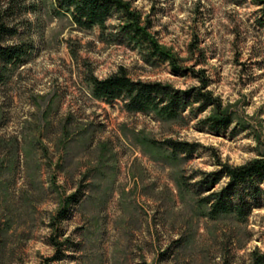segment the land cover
I'll return each instance as SVG.
<instances>
[{"label":"rangeland","instance_id":"1","mask_svg":"<svg viewBox=\"0 0 264 264\" xmlns=\"http://www.w3.org/2000/svg\"><path fill=\"white\" fill-rule=\"evenodd\" d=\"M56 2L0 0V21L14 30L2 43L26 50L23 62L0 61V264H45L57 249L53 264H252L264 253V178L258 197L239 186L226 199L251 204L246 220L211 218L202 199L229 182L208 188L212 173L264 158L263 5L128 0L177 58L176 73L146 60L120 15L82 29ZM121 68L183 91L202 74L233 122L213 130L217 107L162 120L95 98L87 78ZM170 139L194 149L172 155Z\"/></svg>","mask_w":264,"mask_h":264},{"label":"trees","instance_id":"2","mask_svg":"<svg viewBox=\"0 0 264 264\" xmlns=\"http://www.w3.org/2000/svg\"><path fill=\"white\" fill-rule=\"evenodd\" d=\"M256 2L263 5L264 14V0H256ZM130 3L128 0H57L55 12L69 15L73 23L82 29H92L96 26L104 29L107 21L118 14L122 21L119 29L123 36L130 43L147 49V61L153 64L156 59L170 62L174 72L179 73L181 67L177 65V58L155 39L149 31L150 20L144 22L141 13L133 10ZM13 31L0 21V61L6 64L23 62V56L26 54V50L20 45L2 43L6 36L13 34ZM199 78H201L202 85L186 91L175 89L172 85L160 81L135 80L125 68H121L104 79L92 76L87 80L92 84V94L95 98L107 102L121 99L122 108L130 113L155 114L162 120H183L185 119L184 112L188 109L196 111L195 114H197L209 107H217L216 115L207 119L211 128L216 131L228 128L233 122L232 116L220 111L221 103L207 89L209 79L202 74ZM195 104H198L197 108H194ZM163 144L171 149L172 155L188 154L194 149L187 142L171 139ZM211 175L214 179L209 182L208 188L215 186L223 175L229 178V182L220 193H212L202 199V202L209 204V216L216 218L221 215H234L238 219L246 220L251 204L242 196L238 198L235 205L226 199L230 198L239 186L248 188L247 191L254 197L261 195L263 190L259 186V181L264 178V158L255 159L238 167L227 165L222 171ZM76 196V194L71 195L68 201L75 200ZM61 254H63L61 249H57L56 255L46 258L45 264H53L62 258ZM252 264H264V253L255 250L252 254Z\"/></svg>","mask_w":264,"mask_h":264}]
</instances>
